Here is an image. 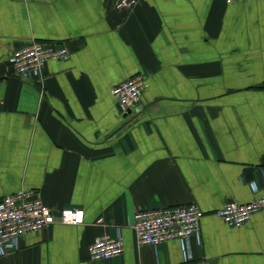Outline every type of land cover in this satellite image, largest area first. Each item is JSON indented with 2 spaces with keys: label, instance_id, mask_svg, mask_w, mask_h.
I'll list each match as a JSON object with an SVG mask.
<instances>
[{
  "label": "crops",
  "instance_id": "obj_1",
  "mask_svg": "<svg viewBox=\"0 0 264 264\" xmlns=\"http://www.w3.org/2000/svg\"><path fill=\"white\" fill-rule=\"evenodd\" d=\"M72 55L42 79L11 55L30 39ZM145 73L141 102L121 113L111 87ZM264 0H0V198L33 189L82 224L27 233L0 264H264V209L229 226L215 210L264 192ZM196 202L202 243L140 246L138 208ZM121 255L90 258L101 233Z\"/></svg>",
  "mask_w": 264,
  "mask_h": 264
},
{
  "label": "built area",
  "instance_id": "obj_2",
  "mask_svg": "<svg viewBox=\"0 0 264 264\" xmlns=\"http://www.w3.org/2000/svg\"><path fill=\"white\" fill-rule=\"evenodd\" d=\"M235 1V0H227ZM140 0H112L117 10L133 9ZM72 51L65 42L30 39L10 57L16 72L31 79H42L46 63L50 60H67ZM149 79L138 73L114 84L111 93L121 113L137 107L142 100ZM264 175V170H263ZM255 193L249 202L229 200L215 210V214L229 226L238 227L249 222L253 215L264 209V192L260 193L252 182ZM204 210L196 202L184 205H167L153 208H138L132 228L140 246H158L179 239L186 260L192 257V239L202 243L201 219ZM85 210L82 207H67L60 211L46 204L33 189H20L0 198V257L19 250L23 237L29 232L47 229L55 222L82 224ZM124 235L120 228L115 234L101 233L90 246V258L108 260L122 254Z\"/></svg>",
  "mask_w": 264,
  "mask_h": 264
},
{
  "label": "water",
  "instance_id": "obj_3",
  "mask_svg": "<svg viewBox=\"0 0 264 264\" xmlns=\"http://www.w3.org/2000/svg\"><path fill=\"white\" fill-rule=\"evenodd\" d=\"M131 111V110H130ZM130 111H128L127 113H129Z\"/></svg>",
  "mask_w": 264,
  "mask_h": 264
}]
</instances>
